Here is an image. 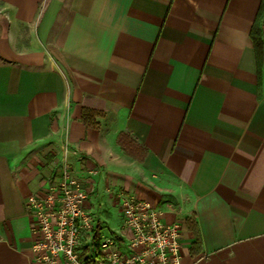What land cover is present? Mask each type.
<instances>
[{
    "label": "crops",
    "instance_id": "1",
    "mask_svg": "<svg viewBox=\"0 0 264 264\" xmlns=\"http://www.w3.org/2000/svg\"><path fill=\"white\" fill-rule=\"evenodd\" d=\"M260 4L0 0V264H37L27 200L64 167L91 208L131 195L180 221L182 264H264Z\"/></svg>",
    "mask_w": 264,
    "mask_h": 264
},
{
    "label": "built area",
    "instance_id": "2",
    "mask_svg": "<svg viewBox=\"0 0 264 264\" xmlns=\"http://www.w3.org/2000/svg\"><path fill=\"white\" fill-rule=\"evenodd\" d=\"M90 191V180L64 167L43 197L28 198L37 264H182L180 221L166 222L151 201L123 195L119 229L102 234Z\"/></svg>",
    "mask_w": 264,
    "mask_h": 264
},
{
    "label": "trees",
    "instance_id": "3",
    "mask_svg": "<svg viewBox=\"0 0 264 264\" xmlns=\"http://www.w3.org/2000/svg\"><path fill=\"white\" fill-rule=\"evenodd\" d=\"M250 34L256 51V56L257 58L260 59L262 52H264V0H261V4L257 12V19L254 21L252 25ZM94 114L95 112L85 109L82 115L83 121L90 124L94 123L93 120ZM118 141L121 147L123 148V150L126 151L127 153L132 154L134 151L141 152L140 150L134 148V145H132V141L125 134H120L118 137ZM186 222L188 223L189 228L195 235V241L193 242V247L199 248L200 236L196 229V224L194 220L191 219L190 220L186 219Z\"/></svg>",
    "mask_w": 264,
    "mask_h": 264
},
{
    "label": "rangeland",
    "instance_id": "4",
    "mask_svg": "<svg viewBox=\"0 0 264 264\" xmlns=\"http://www.w3.org/2000/svg\"><path fill=\"white\" fill-rule=\"evenodd\" d=\"M92 200H90L91 203L93 202ZM91 212L100 220L102 234L110 235L111 232L119 229L120 216L117 208L111 207L110 205L100 208L95 204V208H91Z\"/></svg>",
    "mask_w": 264,
    "mask_h": 264
}]
</instances>
